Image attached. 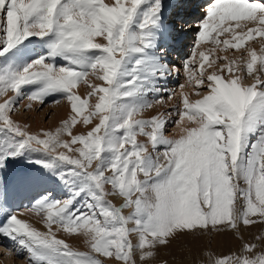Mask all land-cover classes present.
Here are the masks:
<instances>
[{"label": "snow or ice", "instance_id": "snow-or-ice-1", "mask_svg": "<svg viewBox=\"0 0 264 264\" xmlns=\"http://www.w3.org/2000/svg\"><path fill=\"white\" fill-rule=\"evenodd\" d=\"M165 8L164 0H0V172L24 158L46 174L12 182L46 231L9 212L0 175L8 255L26 253V264H152L177 236L264 224V80L253 76L257 63L264 72V43L259 56L245 48L264 38V0H208L183 64L199 99L190 102L180 84L179 106L136 118L164 93L172 100L166 84L179 75L165 58ZM242 48L247 77L236 74L237 59L215 55ZM80 83L90 89L83 97L73 91ZM53 96L70 106L55 130L32 133L12 119L21 100L32 108ZM81 122L91 126L74 134ZM61 231L83 237L87 251ZM256 239L210 264H264V236Z\"/></svg>", "mask_w": 264, "mask_h": 264}, {"label": "rangeland", "instance_id": "rangeland-1", "mask_svg": "<svg viewBox=\"0 0 264 264\" xmlns=\"http://www.w3.org/2000/svg\"><path fill=\"white\" fill-rule=\"evenodd\" d=\"M105 2L110 3L111 0H105ZM164 2L165 4H167L165 9V11H167L168 5H173L176 1L164 0ZM165 17L164 19H166L165 23L167 25V28L169 29L170 27H173L170 30H168V37L164 43V46L167 48V52L165 53V58L169 64L170 69L175 67V69L179 70L178 76L175 71L172 72V75L168 77V81L166 84L168 91L173 93V97L172 100L169 101L167 99V93H164L163 94L164 102L162 105L154 104L151 109H147L136 118L147 119L153 115H157L158 113L167 114L168 112L172 111L173 107L179 106L180 104L179 93L181 89L179 88V85L185 84V73L183 70V64L185 60H187L191 56L192 49L195 44L196 33L198 31V28L191 29V31L187 33L183 38V33H181V31L183 32L185 27L183 30H181L182 26L175 25L176 23L170 26V24L172 23H170L169 20H167V18ZM177 19L179 18L177 17L176 21ZM176 34H179L180 36L179 38L180 40L182 39L181 40L182 42L187 40L183 48H181L180 50H174L169 43V39L172 38V35L175 36ZM223 38L224 37H221V39ZM174 39L175 37L172 39L173 43L175 42ZM262 43H264V38L258 37L256 40L248 41L245 44V48L254 47L259 56L262 54L260 51ZM210 47H211L210 44L202 45L201 48L198 49V52L202 50H206ZM173 51H175L174 53L176 56L172 54ZM215 55L217 56L226 55L228 56L229 59H234V58L237 59L238 71L236 74L247 77L246 70H244L243 72L239 71V69H244L245 61L248 59L245 49L243 48L240 50L229 49L224 53H220L219 51H217ZM198 62H199V56L197 55L195 63L198 64ZM205 68H207V64H205ZM255 69L256 70L254 71L253 76L259 75L261 79L264 80V72L259 71V63H257ZM89 80L93 84L100 83L99 81H97L92 77H89ZM251 82H252L251 77L244 79V83L246 84ZM89 90L90 89L87 88L86 84L80 83L78 87L73 91H75L77 94L83 97L87 94ZM183 92L188 96L190 102L199 99V97L194 94L195 89L189 87L187 84H185V88L183 89ZM203 94L204 91L202 89L201 95ZM5 98L6 97H0V101H2ZM55 99H60V97L53 96L47 99L46 102L43 104V106H40L38 102L33 101L32 108H27L26 106L29 103V101L27 99H23L19 102L16 112L12 114V119L22 125L23 124L28 125V131L32 133H36L41 129L47 131H53L60 126L61 121L67 119L68 114L70 112V106L68 105L66 100L61 99L60 103L56 104L53 102ZM94 100L95 98H91L90 103H94ZM37 108H39V110H37ZM59 109H61L62 112L56 111ZM176 118L178 119V117ZM95 122L96 121L94 120L93 124ZM90 126H85L81 122L73 128V132L74 134H86ZM173 126L174 124H169L167 126L166 134L175 135V133H173V131L171 132L170 130ZM65 139H67V137H65ZM137 140L146 141V137L138 136ZM59 150L65 151L64 149H59ZM68 154L71 155V153ZM22 173L35 174V176H46V174L43 172L42 169H39L35 165L27 164L26 159L24 158L18 161L10 162L8 168L0 172V175H2L6 180L9 181V187H10L15 177ZM49 184L50 185L54 184V181H49ZM109 199H112L113 203L116 205H119L120 203V200L118 198L110 197ZM3 202L4 203L7 202L8 206L12 207L11 208L12 211L17 210L18 212H26V213L28 212L27 214L30 213V215L35 217V219L38 221L39 224H42L40 222L39 216H37L33 212L28 211V208H30L31 204L34 203V201L31 200L30 195L28 194L27 196L26 194L22 196L21 194L16 195V193L12 190L11 187L6 190ZM53 230L55 231V225H53ZM56 235L58 238L65 239L66 242L70 245V247H73L74 249L79 251H87V246L84 243L83 237L78 235L68 236L62 231L57 232ZM76 236L81 237L80 240H83L80 243L81 244L80 246H76L71 242V238L72 237L74 238ZM240 236L243 237V241L239 238ZM258 236H264V224L257 223L255 226H250L247 229L242 228L240 234H234L231 232H223V233L213 232L211 235L197 233L195 236H191V235L177 236L166 247H158L156 249L157 255L154 261L152 262V264H210V262L214 258L229 255L230 253L233 252H238L242 242L259 244L260 241L256 239V237ZM12 248H14V245L11 240L5 237H0V264H26V260L24 258L26 256V253H22L19 256L16 254L8 255V250ZM111 264H115V261H112Z\"/></svg>", "mask_w": 264, "mask_h": 264}, {"label": "bare ground", "instance_id": "bare-ground-1", "mask_svg": "<svg viewBox=\"0 0 264 264\" xmlns=\"http://www.w3.org/2000/svg\"><path fill=\"white\" fill-rule=\"evenodd\" d=\"M176 2H178L179 0H175ZM179 3V2H178ZM171 4V3H170ZM167 5V4H166ZM171 6V5H170ZM193 6H195V4H193ZM193 6L189 9V11H191V10H193ZM175 7V6H174ZM179 7V6H178ZM195 8V7H194ZM166 9V8H165ZM166 12V11H165ZM176 18L177 17H175V16H170L169 17V22L170 23H172V24H174V23H177V22H180L179 24H180V26H183V25H185V22H184V24H182V22L180 21L181 20V18L180 17H178L179 19H177V21H176ZM200 21V20H199ZM172 24H170V26H172ZM194 24H197V22L195 21L194 22ZM175 26V25H174ZM186 26L187 25H185V28H186ZM171 28H173V27H170L168 30H170ZM190 28H188L187 30H189ZM179 38V34H176L175 35V39H174V43H176V41L178 40L179 42L178 43H181V40H180V38ZM173 42V41H172ZM185 42V41H184ZM174 47H175V45H174ZM58 109V108H57ZM67 109V108H66ZM57 112H62V110L61 109H59V110H56ZM175 127V125L170 129L171 130V132L173 131V128ZM32 175H34L35 176V174H32ZM14 179V178H13ZM13 182V181H12ZM12 187V183H11V186L9 187V188H11ZM16 195H19V194H17L16 193ZM22 195H25V194H21V196ZM26 196H27V194H26ZM7 207H8V210H9V212H11V213H22V215H18V218H20V219H22V220H26V221H28L30 224H32L34 227H36L37 229H39L40 231H46V229L42 226V224H39L38 223V221L35 219V217H33L32 215H30V213L29 214H27L26 212H18L17 210H14V211H12V207H10V206H8V204H7V202H5L4 203ZM66 237H67V235H66ZM80 238L81 237H78V236H76V237H72L71 238V242L73 243V244H75L76 246H80L81 244V242L83 241V240H80Z\"/></svg>", "mask_w": 264, "mask_h": 264}]
</instances>
